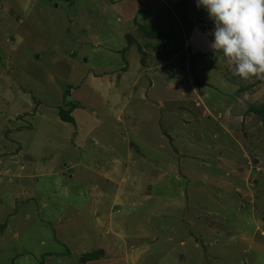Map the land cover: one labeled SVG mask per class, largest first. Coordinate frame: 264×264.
I'll return each instance as SVG.
<instances>
[{"label":"rangeland","instance_id":"1","mask_svg":"<svg viewBox=\"0 0 264 264\" xmlns=\"http://www.w3.org/2000/svg\"><path fill=\"white\" fill-rule=\"evenodd\" d=\"M213 28L196 0H0V264H264V80Z\"/></svg>","mask_w":264,"mask_h":264},{"label":"clouds","instance_id":"2","mask_svg":"<svg viewBox=\"0 0 264 264\" xmlns=\"http://www.w3.org/2000/svg\"><path fill=\"white\" fill-rule=\"evenodd\" d=\"M213 21L208 48L243 81L264 80V0H196Z\"/></svg>","mask_w":264,"mask_h":264},{"label":"trees","instance_id":"3","mask_svg":"<svg viewBox=\"0 0 264 264\" xmlns=\"http://www.w3.org/2000/svg\"><path fill=\"white\" fill-rule=\"evenodd\" d=\"M156 32H153V33H148V32H145L143 30V35L145 37H147L148 39H157L159 37H161V30L159 29V27H156ZM253 112L257 113V114H260L262 115V110L261 109H258V108H253L251 109ZM66 112H69V111H61L60 112V116H61V119L64 121V122H69L71 124H74V120L66 113Z\"/></svg>","mask_w":264,"mask_h":264},{"label":"crops","instance_id":"4","mask_svg":"<svg viewBox=\"0 0 264 264\" xmlns=\"http://www.w3.org/2000/svg\"><path fill=\"white\" fill-rule=\"evenodd\" d=\"M204 52V51H203ZM192 54H195L194 53V51H193V53ZM190 60V61H189ZM185 64L188 66V65H192L193 66V64H192V59L190 58V57H186V62H185ZM198 66V65H197ZM153 66H150L149 68H148V70H150L151 72H152V68ZM152 75L154 76V75H156V73H152ZM193 77V76H192ZM195 79V78H194ZM193 79V82H195V80ZM189 81V79L187 80V82ZM200 81V80H199ZM201 82V81H200ZM202 83V82H201ZM207 86V85H206ZM151 88H152V84H151ZM73 109H75V105H73L72 107H71V109H69V112L70 111H72ZM187 114H188V112H186ZM189 116H190V113H189ZM6 173H7V171H6ZM122 180H124V178L122 179ZM261 237H264V231H261ZM253 244H254V242H253Z\"/></svg>","mask_w":264,"mask_h":264},{"label":"water","instance_id":"5","mask_svg":"<svg viewBox=\"0 0 264 264\" xmlns=\"http://www.w3.org/2000/svg\"><path fill=\"white\" fill-rule=\"evenodd\" d=\"M196 85H198V86H201V87H204V86H206V84H204V83H201L199 80H195V82H194Z\"/></svg>","mask_w":264,"mask_h":264}]
</instances>
